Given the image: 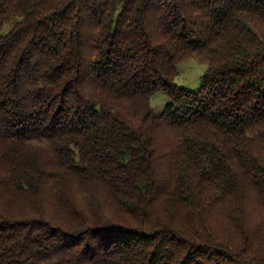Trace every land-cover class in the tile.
<instances>
[{"label": "trees", "instance_id": "16d2710c", "mask_svg": "<svg viewBox=\"0 0 264 264\" xmlns=\"http://www.w3.org/2000/svg\"><path fill=\"white\" fill-rule=\"evenodd\" d=\"M0 264H264V0H0Z\"/></svg>", "mask_w": 264, "mask_h": 264}, {"label": "rangeland", "instance_id": "374dc122", "mask_svg": "<svg viewBox=\"0 0 264 264\" xmlns=\"http://www.w3.org/2000/svg\"><path fill=\"white\" fill-rule=\"evenodd\" d=\"M207 66L195 58H187L176 66L175 83L180 87L196 91L202 84V77ZM170 101L169 95L164 91L153 94L150 105L155 114L161 113Z\"/></svg>", "mask_w": 264, "mask_h": 264}]
</instances>
